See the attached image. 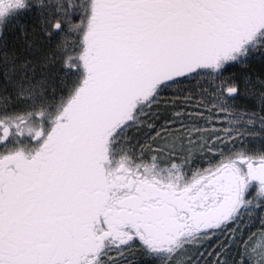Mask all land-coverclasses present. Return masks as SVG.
<instances>
[{
  "label": "snow or ice",
  "instance_id": "snow-or-ice-1",
  "mask_svg": "<svg viewBox=\"0 0 264 264\" xmlns=\"http://www.w3.org/2000/svg\"><path fill=\"white\" fill-rule=\"evenodd\" d=\"M0 264H264V0H0Z\"/></svg>",
  "mask_w": 264,
  "mask_h": 264
}]
</instances>
